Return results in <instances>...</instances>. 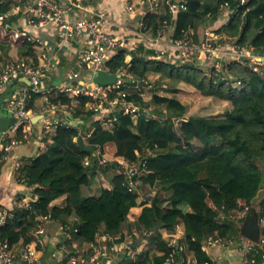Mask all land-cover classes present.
I'll return each instance as SVG.
<instances>
[{
	"label": "trees",
	"instance_id": "obj_1",
	"mask_svg": "<svg viewBox=\"0 0 264 264\" xmlns=\"http://www.w3.org/2000/svg\"><path fill=\"white\" fill-rule=\"evenodd\" d=\"M144 1L148 5V0ZM180 3L184 9L175 18L165 4L160 13L147 12L140 31L157 35V30L172 27V39L192 35L198 41L203 24L217 22L219 8L226 4L234 13L215 32L238 46L252 45L255 51L264 52V0ZM8 10L9 5L0 4V13ZM17 19L7 16L4 20L9 25L16 22L17 29L0 26V56L13 46L19 50L20 58L31 56L38 61L36 51L43 52L47 45L30 40L31 34ZM142 50L119 48L106 67L110 73L125 69L136 77L157 75L160 81L175 88L178 84L189 85L200 96L229 102L231 109L222 116H187V107L178 97L150 95L151 88L144 96H126V101L140 109L136 118L115 109L108 115L115 116L113 126L108 128L100 124L93 111L86 109L89 96H66L58 89L45 93L50 104L71 107L72 116L81 122L58 124L45 150L20 166L16 178L30 188L29 201L26 206L14 208L12 215L0 223V241L29 245L43 216L59 220L62 226L75 216L74 240L92 243L98 234H116L137 205L138 186H128L130 180L136 179L143 187L157 186L150 201L140 208L137 221L147 229L182 225L185 258L214 264L202 249L203 240L209 235H241L230 218L231 212L250 208L252 198L264 187V72H254L245 62L234 59L226 64L221 62L222 72L212 68L206 71L197 67L200 64L194 60L181 63L156 58L153 50ZM41 95H33L28 107ZM150 101L154 108L149 111ZM22 135L19 129L17 137ZM78 136L84 139L83 146L76 141ZM102 156L112 159L99 164ZM118 157L129 164L144 161L145 167L129 178L121 170ZM86 159L88 165L84 163ZM96 168L116 169L108 178L110 187L102 186L97 193L83 196L82 187L91 186ZM61 196L62 207L51 205ZM256 207L259 218L264 219V197ZM155 248L160 255L137 264H161L169 249L168 239H157Z\"/></svg>",
	"mask_w": 264,
	"mask_h": 264
},
{
	"label": "built area",
	"instance_id": "obj_2",
	"mask_svg": "<svg viewBox=\"0 0 264 264\" xmlns=\"http://www.w3.org/2000/svg\"><path fill=\"white\" fill-rule=\"evenodd\" d=\"M130 1L132 0H124L122 7L125 13L132 15L135 14L136 9ZM148 2L146 5L144 0H139L142 13L138 22L140 28L144 15L147 12L160 13L163 4L166 5L172 18H175L177 12L184 9L180 0L175 3H172L171 0H148ZM0 4L9 5V10L6 13H0V26L4 24L17 29L18 27L13 23L10 25L4 23L7 16L15 15L18 19L20 18L23 22L22 27L28 32H30L29 28L38 29L47 25L55 27L60 47H69L74 40L79 42L76 56V64L79 69L70 71L66 75L64 83L58 88L60 92L66 96H89L90 101L86 103V109L93 111L98 116L100 124L108 128L113 126L115 120L114 115L112 117H108V115L112 114L115 109H121L123 114H131L133 118L137 116L140 111L139 107L130 101H126L125 98L129 93L138 96L146 95L153 86V76L136 77L125 69H119L113 73L117 75L115 83L102 85L91 80L93 73L97 70L109 72L106 62L119 48H127L129 45L128 37L117 36L109 31V20L106 7L103 6V0H0ZM229 9L231 8L228 5H222L219 8V16H223L225 11ZM215 29L210 26L204 27L198 41H195L192 35H185L180 39H172L167 46L155 48L157 41L154 38L149 40L147 45L149 48L155 49L156 58H162L166 55L172 61L178 60L181 63L208 57L215 61L219 59L220 62H223V59L225 61L234 59L238 62H245L254 72H264V52L256 54L257 51L252 45H248L246 48L238 46L222 33L215 32ZM159 34L160 32L157 33V35ZM29 39L41 44L39 37L35 34L29 36ZM167 50H169L168 55L165 54ZM218 50L221 52L217 53ZM215 56L219 58L216 59ZM247 58L254 61V64L247 62ZM50 69L49 61L39 62L35 61L34 57L26 56L4 65L0 70V91L6 87L8 81L16 80L15 88L10 98L5 102V106L12 111L16 118V122L0 135V169L3 164L11 159L13 148L33 134L31 122L33 112L28 107L29 101L33 95L43 93L41 90L42 82ZM62 106L53 105L46 101L41 111L45 114L55 113ZM137 110L138 113L135 115ZM60 122L65 124L69 123V120L59 121L52 118L49 124L57 126ZM19 129H22L23 132L21 138L17 137ZM100 158L102 159H98L99 164L107 161L104 156ZM118 162L121 170L129 178L138 174L145 167V162L140 160L137 164H129L123 159H119ZM84 163L89 164L87 159ZM19 165L20 163L16 162L15 169H18ZM133 183L134 181L130 180L128 186L134 188ZM248 209L231 212V215L237 221L242 222ZM6 215L4 214V216ZM4 216L0 222L3 221ZM220 217L223 219L224 214H221ZM50 219L49 216L41 217L38 228L40 224L44 225V222H49ZM259 225L261 233L256 241L247 239L242 235L235 238L209 235L203 240L202 249L215 247L240 250V264H264V219L259 218ZM43 229L44 227H40V230H37L38 233H42ZM61 229L70 233L71 236L72 232L76 230L73 224L70 227L64 225ZM37 231L34 232L33 241L29 245L9 244L6 241H0V264H39L40 254L44 250L47 239L45 235H37ZM180 233L182 232L179 231L168 238L169 249L161 264H200L194 257L185 258L183 256L185 248L181 242V237L178 235ZM117 239V234H98L94 242L96 244L102 240L112 241L113 244L109 248L111 251H117L120 248V243L116 242ZM94 242L91 243V247L96 252L87 258L79 253L66 256L61 250L51 252V258L54 259V264H96L97 260L106 253H102L99 244L95 246ZM202 264L209 263L205 261Z\"/></svg>",
	"mask_w": 264,
	"mask_h": 264
},
{
	"label": "crops",
	"instance_id": "obj_3",
	"mask_svg": "<svg viewBox=\"0 0 264 264\" xmlns=\"http://www.w3.org/2000/svg\"><path fill=\"white\" fill-rule=\"evenodd\" d=\"M124 0H103V6L106 7L109 26L108 29L111 33L117 36H132L138 35L142 42H139L135 45H127V49L142 48L143 50H153L149 48L147 42L154 38L157 43L155 48L167 46L169 42L172 41V27H165L162 30H157L159 35H152L151 33L140 31L138 27V22L142 17L140 11L139 0L130 1L135 5V14L129 15L124 12L122 7V2ZM84 4L86 2L84 1ZM15 16V15H11ZM230 16V15H229ZM225 13L217 22L211 24V26H216L217 28L220 23H226L227 18ZM17 17V16H15ZM18 20V19H17ZM15 21V20H14ZM20 21V20H19ZM16 25V22H14ZM210 26V27H211ZM29 33L31 35H37L43 45H47L46 49L42 51H36V58L39 62L49 61L51 65L50 71L46 74L43 79L41 90L43 91L42 95L31 103V111L33 116L31 119L33 134L25 139L21 144L16 145L12 150V157L5 164L2 165L0 169V220L3 212H12L16 206H23L29 201L30 197V188L27 187L23 182L18 181L16 178L18 170L15 169V163L19 162L21 165L28 163L36 154L40 151L45 150L46 144L50 142L56 126L49 124L50 120L53 118L58 119L59 121H70L72 124L76 121L75 124L80 123L81 121L73 117L74 113L72 108L63 105L55 113L45 114L41 111V108L46 103L47 98L45 93L52 91L53 89H58L64 83L66 75L70 71L78 70L76 64V56L79 47V42L74 40L69 47H60L59 38L56 34V29L52 25H47L43 28H29ZM136 46V47H135ZM131 47V48H130ZM142 50V51H143ZM5 54L0 56V70L4 65L15 61L20 58L19 50L16 47H7ZM129 58V56H128ZM157 78V75H153ZM183 84H178L177 89H180ZM171 96L169 94H164ZM74 124V125H75ZM42 137V138H41ZM82 141L84 139L82 138ZM107 159H112L110 156ZM117 160L122 159L120 157L116 158ZM99 169H95L96 174H93V181L91 186L82 187V195L88 196L97 193V191L102 187H110L108 181L109 176L112 173H115L116 169H108L106 171L99 170L103 174L107 173L105 180L100 181ZM111 173V174H108ZM135 188H138L139 196L137 198V205L131 209V212L127 215L125 221L121 224L119 231L116 233L118 235L117 243H120V248L117 251H111L110 245L113 244L112 241H100V243L95 244V246L100 247V250L103 256H107L110 260H114L116 264H137L139 261L144 259H152L155 255H160L161 252L155 248V243L157 239L167 240L170 236L174 235L177 232H182L178 234L180 237L183 235L182 225H178V228L170 227H154L151 229L145 228L142 224L137 221V215L140 211V208L150 201L152 196L156 192V187L142 186L140 180L136 179ZM141 185V186H140ZM64 203V196L58 197L51 202V205L62 207ZM6 216H4L5 218ZM4 220V219H3ZM71 224L77 222L75 216L71 217L68 220ZM3 222V221H2ZM0 222V223H2ZM45 225V224H44ZM60 221L57 219H52L44 227L47 234H45L47 243L44 247L43 252L40 254V261L43 254L46 251L52 252V250H61L62 253L66 256L70 254L79 253L83 257L87 258L92 253L96 252L95 249L91 247V243L66 239L63 235L58 233V226H60ZM62 227V226H61ZM178 229V230H177ZM210 260L214 264H240L241 251L240 250H229L221 248H205L203 249ZM101 256V258L103 257ZM99 259V264L101 261ZM109 264V261L107 262Z\"/></svg>",
	"mask_w": 264,
	"mask_h": 264
},
{
	"label": "rangeland",
	"instance_id": "obj_4",
	"mask_svg": "<svg viewBox=\"0 0 264 264\" xmlns=\"http://www.w3.org/2000/svg\"><path fill=\"white\" fill-rule=\"evenodd\" d=\"M233 12H234V9H229V10L225 11V15L229 16ZM13 24H14V22H13ZM203 26H205V27L206 26H211V24H208V22H206L205 24H203ZM211 27L213 28V27H216V26H211ZM201 29L202 30L200 32L203 31V27ZM128 38H129V43L132 46L137 44V43H139V42H142V39L138 35L128 36ZM147 41H149V40H147ZM147 44H148V42H147ZM127 50L131 51L132 49H127ZM219 52H221V51L218 50L217 53H219ZM168 53H169V50H167V52L165 54L168 55ZM223 54H224V51H223ZM225 54H230V53H225ZM256 54H259V52H257ZM162 58L163 59H167L166 55L164 57H162ZM215 58L217 59L219 57L215 56ZM217 60L218 61H215V60H213V58H210V57H208V58H200V59H195L194 63L200 64V66H197V67H202L206 71H209L211 68L215 69L217 71L219 69V71H221V66H222L221 62L219 61V59H217ZM247 60H248L247 62L254 64V61H251L250 58H247ZM253 60H255V59H253ZM230 61L231 60H226L225 61V59H223V64H226V63H228ZM77 68L79 69V67H77ZM152 82H153V86H152V89L150 91V95H153L154 93H156V94H158L160 96H162L164 94H169L172 97H178L187 107V112H186L187 116L193 115V114L222 116L224 114V112H226V111L231 109L229 102L223 101V100L214 99V98H207V97L200 96L199 93L196 90H194L192 87H190L189 85H186V86L183 85V87L181 89H177V88L169 85L168 83H165L166 81H160L159 78H155V77H152ZM153 108H154V104H153V102L150 101V104H148V110L150 111ZM138 110L135 112V115H136V113H138ZM162 112H165V109L162 110ZM134 118H136V116ZM60 124H64V123L60 122ZM90 133H91V131L88 132L86 134V136H89ZM101 159L102 158H100V160ZM106 160H109V159L106 158ZM98 163H99V161H98ZM106 163H108V161H106ZM22 165L20 164L17 170H19L20 166H22ZM99 170H97V172ZM99 173H100L99 180L100 181L105 180L107 173L105 172V174H103L101 171H99ZM95 174H96V171H95ZM108 174H111V173H108ZM112 174H114V173H112ZM135 183L136 182L133 183L134 184V188H135ZM23 206H26V204L23 205ZM16 207H19V206H16ZM4 214H7L6 216H11L12 212H3L2 217L4 216ZM230 218H232V220L235 222V225L237 227L240 226L241 222L239 220L237 221L234 217H232V215L230 216ZM51 220L52 219H50V221ZM220 220L223 221V219H220ZM44 223H45V225L40 224L41 228L45 227L48 224V222H44ZM66 225H68L70 227L71 224L69 223V224H66ZM61 226L62 225L58 226V228H59L58 229V233L60 235H63V237L66 238V239H71L72 236L70 235V233L65 232V230L61 229ZM40 227L38 228L39 230H40ZM75 228H76V226H75ZM36 231H34V232H36ZM38 231H37V235L38 234H40V235L47 234L46 229H43L42 233H38ZM263 263H264V261H263ZM96 264H99V260H97Z\"/></svg>",
	"mask_w": 264,
	"mask_h": 264
},
{
	"label": "water",
	"instance_id": "obj_5",
	"mask_svg": "<svg viewBox=\"0 0 264 264\" xmlns=\"http://www.w3.org/2000/svg\"><path fill=\"white\" fill-rule=\"evenodd\" d=\"M91 80L94 83L107 85L115 83L117 80V75L109 73L105 70H97L93 73ZM16 80L8 81L6 87L0 91V135L3 131L7 130L11 125L16 122V118L10 109L5 106V102L10 98L14 88ZM74 121L72 124H75ZM76 141L80 146H83L82 137L78 136ZM92 150L91 147H88ZM264 197V187H260L257 194L252 198V206L248 209L243 221L239 226V232L242 236L247 239L256 241L261 233V228L259 225V214L256 205ZM116 264L114 260H110L109 257L103 256L101 258L100 264ZM40 264H54V259L51 258V252L46 251L42 258Z\"/></svg>",
	"mask_w": 264,
	"mask_h": 264
}]
</instances>
